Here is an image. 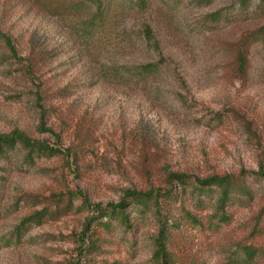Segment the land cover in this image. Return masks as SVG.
Instances as JSON below:
<instances>
[{
  "label": "rangeland",
  "instance_id": "374dc122",
  "mask_svg": "<svg viewBox=\"0 0 264 264\" xmlns=\"http://www.w3.org/2000/svg\"><path fill=\"white\" fill-rule=\"evenodd\" d=\"M150 62L151 74L132 69ZM11 132L55 151L0 156V264H158L153 209L86 227L126 190H171L157 202L176 225L173 264H264V2L0 0ZM224 174L248 194L221 210L214 191L191 193Z\"/></svg>",
  "mask_w": 264,
  "mask_h": 264
},
{
  "label": "trees",
  "instance_id": "16d2710c",
  "mask_svg": "<svg viewBox=\"0 0 264 264\" xmlns=\"http://www.w3.org/2000/svg\"><path fill=\"white\" fill-rule=\"evenodd\" d=\"M138 3H143V0H136ZM240 3H245L246 0H239ZM264 2V0H259ZM99 2H96L95 12L93 16L99 13ZM238 54L237 56V65L239 68L244 63V59ZM133 71L139 76H145L151 74L157 70L156 63H145L142 65L134 66ZM16 144H20L28 152L33 150L46 151L48 153H53L55 150L44 144H40L31 140H28L23 134L19 132H11L9 134L0 135V156L4 155L10 149H13ZM257 174L262 181H264V170L260 169L255 173ZM169 180L174 181L177 185L184 188L187 186V181L184 174L173 173L170 174ZM191 186V193L193 195L206 196L213 191L216 194L215 203L216 206L222 210V207L231 200L235 202L241 195L248 194V189L244 184H240L238 180L233 179L231 175H211L202 179H195L193 182L189 183ZM171 190H164L162 193L159 192H141L135 190H126L124 191L123 197L116 204H106L104 206H97L94 208L92 215L89 216L86 221V227L93 222H97L101 227H107L109 220L114 218L119 224L127 226L129 224L128 215L126 213L127 207L133 204L139 207L140 212H146L153 209V212L156 215L157 229L155 236L153 238L154 249L152 252V259L155 260L158 264H173L171 254L166 248V243L168 242V236L170 229L175 227L173 221L169 216L161 215L158 206V198L160 196H170ZM35 217H41L40 212ZM34 214V215H35ZM34 215L27 217L25 222L34 218ZM189 219L193 217L187 216ZM38 222V221H36ZM244 255L248 258H251L252 251L248 248H244Z\"/></svg>",
  "mask_w": 264,
  "mask_h": 264
}]
</instances>
